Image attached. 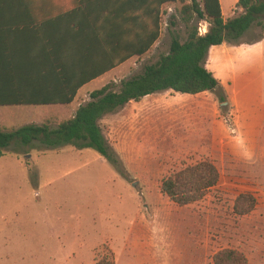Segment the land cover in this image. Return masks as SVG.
I'll list each match as a JSON object with an SVG mask.
<instances>
[{"label":"rangeland","instance_id":"374dc122","mask_svg":"<svg viewBox=\"0 0 264 264\" xmlns=\"http://www.w3.org/2000/svg\"><path fill=\"white\" fill-rule=\"evenodd\" d=\"M180 6L161 8L158 41L129 69L139 74L167 53L171 37L186 39ZM206 65L219 87L167 99L150 131L113 134L102 123L118 166L73 146L4 150L0 264H213L225 249L243 254L247 264H264V16L238 40L213 49ZM69 115L60 106L0 107V129H54ZM203 160L217 168L218 184L199 202L172 203L162 181ZM240 194L257 201L249 215L234 213Z\"/></svg>","mask_w":264,"mask_h":264},{"label":"trees","instance_id":"16d2710c","mask_svg":"<svg viewBox=\"0 0 264 264\" xmlns=\"http://www.w3.org/2000/svg\"><path fill=\"white\" fill-rule=\"evenodd\" d=\"M7 1V0H0ZM86 7L98 11L93 37L97 44L99 74L112 69L133 57L148 54L160 37L161 7L181 4L178 10L180 24L186 39L171 37L167 53L159 55L153 63L142 67L141 72L122 80L117 87L110 83L90 94V101L81 105L74 116L52 129L47 125H25L6 131L0 129V158L4 150L18 145L31 148L39 145L57 150L73 146L90 150L113 166H118L117 154L109 146L101 126L103 118L123 108L129 102H138L148 95L172 91L176 94L198 95L215 91L218 80L207 70L206 61L211 47L236 41L253 25L257 17L264 16V0H238V14L222 19L219 0H80ZM196 21L208 25L207 33L199 36ZM93 23L94 20H93ZM169 25L175 26V18ZM52 41V40H51ZM56 58L51 66L56 78L51 88L52 101L25 102L24 94L17 93L6 105H69L78 89L88 79L67 74ZM54 62V63H53ZM102 62V63H100ZM118 88L117 90H115ZM21 90V89H19ZM219 181L215 165L207 160L171 174L161 183V192L175 205L184 207L201 201ZM256 199L250 194H240L234 201L233 210L238 216L249 215L256 207ZM213 264H247L238 251L225 249L212 258Z\"/></svg>","mask_w":264,"mask_h":264},{"label":"crops","instance_id":"0c3cea01","mask_svg":"<svg viewBox=\"0 0 264 264\" xmlns=\"http://www.w3.org/2000/svg\"><path fill=\"white\" fill-rule=\"evenodd\" d=\"M237 2L219 0L224 21V15L236 8ZM98 16L94 7L84 6L80 0L0 2V101H11L17 93L21 96L24 94L25 102L52 101L51 88L55 86L56 78L51 63L56 58L59 64H63L67 74L71 73L79 79H91L78 89L69 105L21 106L66 107L70 108L69 117H73L81 105L90 101V94L94 91L110 83L119 87L122 80L137 75L128 66L139 57L128 59L102 74L98 73V50L92 32L96 28ZM218 47L222 45L211 47L209 53ZM206 68L214 75L207 65ZM201 94L192 96L166 91L148 95L106 115L101 126L106 121L113 134H138V130L142 129L150 131L158 126L157 120L164 112V101L177 95L197 97ZM14 106L17 105L0 107ZM198 264L205 263L199 261Z\"/></svg>","mask_w":264,"mask_h":264},{"label":"built area","instance_id":"2783aa9c","mask_svg":"<svg viewBox=\"0 0 264 264\" xmlns=\"http://www.w3.org/2000/svg\"><path fill=\"white\" fill-rule=\"evenodd\" d=\"M197 33H198L199 36H204L207 33L206 22H204V25L203 24L199 25V28L197 29Z\"/></svg>","mask_w":264,"mask_h":264}]
</instances>
